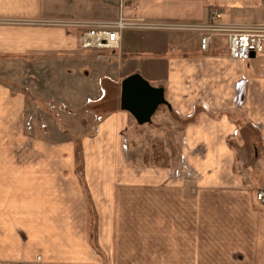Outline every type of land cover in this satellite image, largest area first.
I'll use <instances>...</instances> for the list:
<instances>
[{
    "label": "crops",
    "instance_id": "0c3cea01",
    "mask_svg": "<svg viewBox=\"0 0 264 264\" xmlns=\"http://www.w3.org/2000/svg\"><path fill=\"white\" fill-rule=\"evenodd\" d=\"M120 1L0 0V264H264V53L241 62L223 38L202 53L193 33L125 42L122 31L113 71L80 47L82 29L63 25L120 16L197 24L213 9L222 23L258 25L264 0H123L122 11ZM42 65L48 78H38ZM59 66L64 83L51 87L60 97H49L46 116L35 99ZM133 74L163 88L170 109L159 123L179 134L173 166L131 161L132 133L150 126L120 110L121 82ZM90 80L96 94L87 88L75 104ZM113 85L117 105L74 127L75 109Z\"/></svg>",
    "mask_w": 264,
    "mask_h": 264
},
{
    "label": "built area",
    "instance_id": "2783aa9c",
    "mask_svg": "<svg viewBox=\"0 0 264 264\" xmlns=\"http://www.w3.org/2000/svg\"><path fill=\"white\" fill-rule=\"evenodd\" d=\"M108 2L109 0H101ZM119 10L125 7V2H119ZM64 26L82 29L80 35V47L83 50L93 51L94 59L103 60L102 51L114 53L119 46L120 34L124 30H168L193 33L198 37L199 50L207 53L216 38H223L226 41L227 51L230 59L235 61H248L250 54L255 56L264 53V24L241 25L226 24L221 22V15L218 10H211L208 20L205 23L197 24H151L143 19H126L122 16L113 22H69ZM110 53V54H111ZM264 78V68L262 70ZM244 81H239L235 101L242 105L240 89ZM186 167L175 171V177L183 178ZM256 200L264 204V191L256 193Z\"/></svg>",
    "mask_w": 264,
    "mask_h": 264
},
{
    "label": "rangeland",
    "instance_id": "374dc122",
    "mask_svg": "<svg viewBox=\"0 0 264 264\" xmlns=\"http://www.w3.org/2000/svg\"><path fill=\"white\" fill-rule=\"evenodd\" d=\"M157 25H163L160 23H156ZM264 24V23H262ZM261 25V24H258ZM152 31L154 32H162L164 33V31L161 30H124L122 32V37L124 39L125 42L130 41V40H137L140 41L141 37H145L146 34L151 33ZM186 34L192 35L190 33L184 32ZM149 35V34H148ZM102 53V55L104 56L103 60H101V64L102 65H106L108 67H111V69H113V71L116 69V58L112 59L111 62L108 61V58L111 56L110 53L111 52H107V51H102L100 52ZM92 58L94 59L93 54ZM114 56H117V51L115 53ZM91 58V57H90ZM44 61V59H43ZM263 60L259 57H257L254 61H252L250 63V65L252 67H254L255 69H258L259 66L262 64ZM41 70V77L39 76L38 78L41 79L45 76H47L48 78V67L42 65L40 67ZM77 68V67H76ZM29 69V68H28ZM79 71H77L76 73H81L82 74V69L77 68ZM75 69V71L77 70ZM29 70H32L29 69ZM59 72L57 73V81H55L54 83L51 84L48 82H43L42 81V85L41 87V91H42V95H39L38 99H35L36 101L40 102V106L42 108V110H46V114L48 113L47 109L45 108L49 97L52 98L54 97L53 94L55 93H51L50 89L52 87L53 91L55 92H60L61 90H59V87L64 83L61 78L64 76L65 72L63 71L62 67H58ZM32 73V72H31ZM63 73V74H62ZM37 78V77H36ZM84 82V81H83ZM148 82V81H147ZM47 83V84H45ZM16 84V83H15ZM151 84V83H150ZM238 84V83H237ZM82 88H78V90L82 91L81 93V97L77 98L78 100L74 99V102L76 101L75 104H82V102L84 101V98L88 97V92L86 91L87 88L90 89V93H92L91 96H94V94H96V91L94 89L95 84L93 83L92 80L88 81V82H84L82 84ZM79 87V86H78ZM14 88H18V85H15ZM48 89V90H47ZM56 89V90H55ZM92 89V91H91ZM44 90H46V92H44ZM85 91V92H83ZM52 96V97H51ZM60 95H56L55 94V98H59ZM117 101V85H113L109 88V90L106 93V98L104 103L101 105L102 108H106V110H110L111 108L107 107V106H113L115 107L116 102ZM78 102V103H77ZM84 103V102H83ZM88 105V104H87ZM89 106H85L84 108H77L75 109L74 114L76 115V119L78 120L77 122L80 123L77 124V122H75V124H73L74 127L79 128V127H85L86 126V121L83 119V114L84 113H92L94 114L96 112V110H98V112L100 111V108L97 107V109L94 111L93 107L92 109L88 108ZM166 111V107L165 106H160L157 111L155 112V114L152 117V122L149 124L150 126H146L145 128H143L144 130H142V128H137V131L132 133V138L133 141L130 145V149L129 151H131L130 157L132 158V162L137 163L139 166L145 167V166H154V167H160V168H165L168 167L170 165H175L177 162V156H178V144H179V134L176 132V130L172 131V128H169V126H163L159 123L160 120L159 117L162 114V112ZM97 112V113H98ZM104 112V111H102ZM51 114H53V112H51ZM46 116H49V114H47ZM82 117V118H81ZM171 119L175 120V125H176V116L174 114H172ZM81 121V122H80ZM158 121V123H156ZM155 122V123H153ZM74 123V121H73ZM174 125V126H175ZM172 125L170 124V127ZM64 132L65 129H62ZM73 137L75 139V142L78 144L79 143V133H75L73 134ZM179 164H180V160H179ZM92 225L91 227V233H93V230L95 229V226H93V220L91 219ZM91 239H93L92 235L90 236ZM92 242V241H91Z\"/></svg>",
    "mask_w": 264,
    "mask_h": 264
},
{
    "label": "water",
    "instance_id": "95a60500",
    "mask_svg": "<svg viewBox=\"0 0 264 264\" xmlns=\"http://www.w3.org/2000/svg\"><path fill=\"white\" fill-rule=\"evenodd\" d=\"M253 58L255 55L251 53L250 59ZM160 106L170 109L163 88L151 86L139 74L123 79L120 85V110L129 113L139 126L150 124Z\"/></svg>",
    "mask_w": 264,
    "mask_h": 264
},
{
    "label": "trees",
    "instance_id": "16d2710c",
    "mask_svg": "<svg viewBox=\"0 0 264 264\" xmlns=\"http://www.w3.org/2000/svg\"><path fill=\"white\" fill-rule=\"evenodd\" d=\"M104 101H105V99H103L102 101H100V102H97V103H89L87 106H89L88 108H90V109H92V107L94 108L93 110L95 111L96 109H97V107L98 108H100V111L101 112H98V110H96V112H98V113H104V112H107L108 110H106V108L104 109V108H102L101 107V105L104 103ZM116 103V102H115ZM117 105V104H116ZM96 108V109H95ZM102 111H104V112H102Z\"/></svg>",
    "mask_w": 264,
    "mask_h": 264
}]
</instances>
